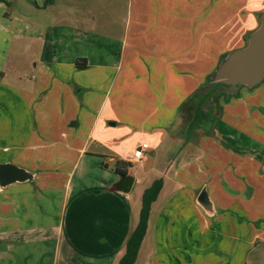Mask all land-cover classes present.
<instances>
[{
	"label": "crops",
	"instance_id": "crops-1",
	"mask_svg": "<svg viewBox=\"0 0 264 264\" xmlns=\"http://www.w3.org/2000/svg\"><path fill=\"white\" fill-rule=\"evenodd\" d=\"M4 1L0 17L17 26L0 27L8 44L0 68V163L33 179L0 187V264H117L142 194L160 178L134 264L262 262L248 257L264 246V86L224 103L234 127L216 121L210 134L195 136L206 126L190 130L180 119V106L228 51L224 41L233 34L217 38L225 25L218 28L216 18L230 0H123L127 17L115 57L101 48L82 54L99 14L115 15L121 0H108L107 11L98 7L104 0ZM234 1L241 2L233 13L240 34L253 32L264 0ZM48 8L49 24H42L40 11ZM138 66H145L138 80L148 84L125 97L114 92L116 84L127 86L117 83L122 72L136 81ZM238 129L245 130L236 138L231 131ZM141 143L148 144L144 158L130 162ZM121 160L131 164L123 176L115 170ZM203 187L209 214L196 203Z\"/></svg>",
	"mask_w": 264,
	"mask_h": 264
},
{
	"label": "rangeland",
	"instance_id": "rangeland-1",
	"mask_svg": "<svg viewBox=\"0 0 264 264\" xmlns=\"http://www.w3.org/2000/svg\"><path fill=\"white\" fill-rule=\"evenodd\" d=\"M91 3L92 2H90V4ZM224 3L227 4L228 8L226 9V11L223 12V14L221 16L218 14V16L216 18V21H217V27L219 28L220 26L225 25V30L222 31L221 34H218L217 38H222L223 36L227 35L229 32H231L233 35H232V38H230L228 40L225 39L224 45H226L228 47V51H226L225 49H222V51H221L222 53H219L220 54V59H221V57H224L226 55V53H229V52H232V51H236L238 49H241V48L245 47L246 44H247L248 36L252 32V31H248V32H246V34H244L242 36L240 34V32H239L240 31L239 30L240 29V25L238 23V19H240V18L239 17L235 18V16H233V13L236 12V9L234 7H239L241 2H239V1L235 2L234 0H230V1H227V2H224ZM13 4L14 3H11V4H9V6H13ZM95 7H96V5L92 4L90 9L93 10ZM98 7H99V9H103V10L105 9L107 11L108 9H111V4L109 3L108 0L99 1ZM10 8H12V7H10ZM262 10H264V8ZM40 12H42V15H44L42 17V19H41V21H43L42 24H47L45 22H48V24H49V13H51L49 8L46 9V11H45V9H42ZM8 13H10V12H8ZM126 17H127L126 6H125V2L123 0L120 1L117 10H115V15H112V13L111 14H107V13L106 14H99L97 31L96 32H90V30H88L87 34H85V36H86L85 37V42L88 44L87 49H89L90 51H88V50L84 51L83 54H82V57H84L86 55V53L89 54L88 56L91 57V54H92L91 51L93 49H95V48L98 49V50H100V48H101V51H103V53L104 52L106 53L107 51H109L110 56L111 57H115V55H116V53L118 51V48H117L118 47V43L117 42L119 40L118 38H120L122 36V34H123L124 24H125L124 22L126 20ZM113 20L116 22L115 25L113 23ZM10 24L12 25V27L10 26ZM10 24H8V22L5 21L3 16L0 17V27H4V28L5 27L6 28L7 27H11L12 28L11 30L15 31L16 30L15 27L17 26V21L12 20V23H10ZM258 24H259V21H258ZM108 25H110L111 30H109L107 28ZM83 27L86 28L85 25ZM239 38H241V39H239ZM5 40L6 39L4 38L3 34L0 33V68H1L2 59L4 58V56H7L6 50L8 49V44L5 42ZM38 43L40 44L41 41H39ZM14 46H16L15 42L11 44V47L8 50L9 56H10L11 53H15L16 49H15ZM74 50L78 51V49L77 50L74 49ZM101 51H100V54H101ZM138 51L142 52L140 49ZM32 54L35 56L34 52ZM76 57L77 56H73L74 65H76V62H79L78 61L79 59L76 58ZM7 60L10 61V57H9V59L8 58L6 59V62H8ZM99 61H100V59H99ZM78 65H79V63H78ZM9 66H10V63L8 64V67ZM124 67H127V66H124ZM138 67H139V71L137 73H139L138 74L139 76H134L135 77L134 79H136V81L128 80V79L124 80L123 72H122L120 77H119V79H118V81H117V83H121V85H127V86L118 87V84H116V85H114V89H113L114 92L119 90L121 92L122 96L125 97V95L127 94V92L129 90L131 91L134 88H136L135 90H139V89L142 88L144 83H147L146 81H148V79H144L145 76L142 73V72H144L143 68H145V66H138ZM135 68H136V66H134V69ZM29 73L30 72H27V73L24 74V72H22V74H24V75L29 74ZM140 73H142V74H140ZM131 75H133V74H131ZM139 77H144V78L138 80ZM262 86H264V80L258 86L254 87V89L257 90L258 88H262ZM254 89H252V90H254ZM239 90H240L239 93H237L236 95H232L229 98L228 97H222V96L217 97L216 101L214 102V104H215L214 107L217 106L218 108H220L222 110V114L221 115L219 114L220 113V110H219L215 114L214 119H208V120H204V121L200 122V124H198V125H201V126L204 125L206 127H203L204 129L200 130L198 133H196L195 136L196 135H202L203 133L205 134L207 132H208V134H210V130L211 129H215L216 125H214V124H216L215 123L216 121H219L221 123L224 122V123H231L232 124V122L234 120H233V118L228 117V112L226 114H224V116H223V113H224L223 107L225 105L224 103L227 102L230 98H235L238 94L240 95L243 91H245V90L249 91L251 89H247L246 87H240ZM195 91H193V93ZM127 98H129V97H127ZM121 100L124 101V99H121ZM249 103H251V102H249ZM221 105H222V107H221ZM180 119L182 120V122H184V124L187 122L188 116L185 113V111L180 112ZM228 121H231V122H228ZM254 121H256L255 118L253 120L249 119V123H250V124L248 123L249 126L253 125ZM246 124L247 123H244L243 126H246ZM231 126L234 127L233 124ZM244 130L245 129H242V131H244ZM242 131L240 129H238V130H235L233 132L231 131V133L236 138H238V134L237 133L239 132V134H240ZM215 250H216V248L213 249V251H214L213 253H215ZM257 258H258V260H260V258H261L262 262H259V264H264V246H262V245L259 246L258 248H256L254 251H252L249 254V257H248V259L250 260L251 263L252 262L255 263ZM212 261L214 262V260H212ZM255 264H257V262Z\"/></svg>",
	"mask_w": 264,
	"mask_h": 264
},
{
	"label": "water",
	"instance_id": "water-1",
	"mask_svg": "<svg viewBox=\"0 0 264 264\" xmlns=\"http://www.w3.org/2000/svg\"><path fill=\"white\" fill-rule=\"evenodd\" d=\"M259 26L249 34L245 47L224 56L216 67L212 82L223 84L227 96L236 95L240 87L254 88L264 80V10L258 15ZM33 174L10 162L0 163V187L32 181ZM196 203L207 214L213 211L205 187Z\"/></svg>",
	"mask_w": 264,
	"mask_h": 264
},
{
	"label": "trees",
	"instance_id": "trees-1",
	"mask_svg": "<svg viewBox=\"0 0 264 264\" xmlns=\"http://www.w3.org/2000/svg\"><path fill=\"white\" fill-rule=\"evenodd\" d=\"M4 2V0H0V3ZM52 2L53 0H45V5H49ZM223 58L224 57H221V59ZM213 74L214 72L211 73L206 78L204 83L180 106V112L185 111L188 116L187 125L190 130L204 120L214 119L215 114L220 110L217 106L214 107V102L217 97H230L223 91V88L226 86L212 82L211 79ZM129 166H131L130 162L122 160L117 161L115 170L118 174L123 176L126 174V170ZM162 185L163 180L161 178L156 179L148 188L144 190L141 198V209L138 223L127 239L125 252L117 264L135 263L141 243L146 234L151 205L157 199Z\"/></svg>",
	"mask_w": 264,
	"mask_h": 264
},
{
	"label": "built area",
	"instance_id": "built-area-1",
	"mask_svg": "<svg viewBox=\"0 0 264 264\" xmlns=\"http://www.w3.org/2000/svg\"><path fill=\"white\" fill-rule=\"evenodd\" d=\"M147 149H148V144L147 143H141L138 147H136L132 151V153L129 157V161L130 162L140 161L142 158H144Z\"/></svg>",
	"mask_w": 264,
	"mask_h": 264
}]
</instances>
